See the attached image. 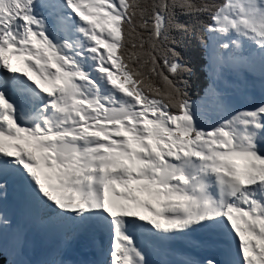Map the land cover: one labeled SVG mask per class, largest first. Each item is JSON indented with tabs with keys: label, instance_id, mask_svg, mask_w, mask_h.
<instances>
[{
	"label": "snow or ice",
	"instance_id": "6c2138e0",
	"mask_svg": "<svg viewBox=\"0 0 264 264\" xmlns=\"http://www.w3.org/2000/svg\"><path fill=\"white\" fill-rule=\"evenodd\" d=\"M0 258L264 264V0H0Z\"/></svg>",
	"mask_w": 264,
	"mask_h": 264
},
{
	"label": "rangeland",
	"instance_id": "374dc122",
	"mask_svg": "<svg viewBox=\"0 0 264 264\" xmlns=\"http://www.w3.org/2000/svg\"><path fill=\"white\" fill-rule=\"evenodd\" d=\"M138 195L141 197V199H150V202H151L154 206H158L156 200H155V199H151V198H149L148 195H147L146 193L140 192V193H138ZM140 211H142V210H140ZM145 214H147V213H145Z\"/></svg>",
	"mask_w": 264,
	"mask_h": 264
},
{
	"label": "bare ground",
	"instance_id": "6f19581e",
	"mask_svg": "<svg viewBox=\"0 0 264 264\" xmlns=\"http://www.w3.org/2000/svg\"><path fill=\"white\" fill-rule=\"evenodd\" d=\"M206 252H209V253H211V254H200V253H199L200 257H201V258H208V257H210V256H212V255H217V254H219V253H217V252H213V251H206ZM217 256H218V255H217Z\"/></svg>",
	"mask_w": 264,
	"mask_h": 264
},
{
	"label": "trees",
	"instance_id": "16d2710c",
	"mask_svg": "<svg viewBox=\"0 0 264 264\" xmlns=\"http://www.w3.org/2000/svg\"><path fill=\"white\" fill-rule=\"evenodd\" d=\"M186 57L189 55L188 53H185ZM194 83H198L197 81L194 80ZM0 264H5V261L0 258Z\"/></svg>",
	"mask_w": 264,
	"mask_h": 264
}]
</instances>
